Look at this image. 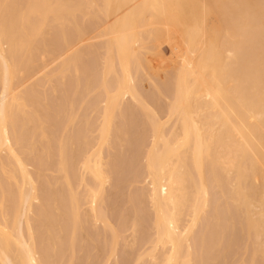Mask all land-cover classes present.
I'll use <instances>...</instances> for the list:
<instances>
[{
	"label": "bare ground",
	"instance_id": "obj_1",
	"mask_svg": "<svg viewBox=\"0 0 264 264\" xmlns=\"http://www.w3.org/2000/svg\"><path fill=\"white\" fill-rule=\"evenodd\" d=\"M92 6L96 9L91 11ZM78 15L101 21L105 45L99 81L104 99L97 138L94 147H89L92 150L85 145L87 153L81 160L82 171L93 181L84 192L86 213L95 219L101 216L105 183L101 150L113 130L115 109L127 95L140 101L132 67L139 61L144 37L173 34L180 51L167 119L161 121L148 112L150 143L145 167L153 211L152 245L165 249L152 264H193L190 238L208 205L209 183L220 188L227 184L239 229L251 242L249 261L239 264L264 260V0H0V149L5 146L16 156L12 144H19L20 137L13 128L14 112L26 120L36 116L34 134L39 142L47 140L44 120L37 116L41 112L35 110L34 102L28 103L18 86L35 73L46 76L40 60L55 52L47 32L48 18L55 23L62 44L58 74L64 76L73 67L78 77L82 52L78 46L88 38ZM90 85L87 81L85 90ZM28 105L32 110H27ZM172 116L174 122L165 131ZM16 159L21 186L14 211L15 234L8 223H0V262L44 264L28 215L33 200L38 199L36 187L27 167ZM10 172L15 178L14 169ZM63 179L71 192L68 176ZM72 193L69 196L74 200ZM53 202L54 217L63 216ZM74 210L79 214L78 208ZM21 220H25L27 236ZM232 220L233 226L236 222ZM49 223L44 226L54 248ZM114 234L110 255L117 243ZM217 239L214 244L220 247L221 239ZM13 244L16 263L8 257Z\"/></svg>",
	"mask_w": 264,
	"mask_h": 264
},
{
	"label": "rangeland",
	"instance_id": "obj_2",
	"mask_svg": "<svg viewBox=\"0 0 264 264\" xmlns=\"http://www.w3.org/2000/svg\"><path fill=\"white\" fill-rule=\"evenodd\" d=\"M95 9L92 6L89 10ZM77 19L85 25L88 33V38L86 36L78 46L82 51L77 64L78 77H75L73 67L64 76L58 74L62 60L58 59V54L62 44L55 23L48 18L47 32L55 52L40 60L46 76L35 73L19 83L21 94L28 103L34 102L35 110L41 112L37 116L44 120L48 138L39 142L41 140L34 134L38 125L36 116L26 120L14 112L13 128L20 143L12 144L16 156L5 146L0 149V223H8L11 234H15L14 211L21 186L18 157L31 173L36 187L38 199L33 200L28 215L36 244L44 253V264H152L165 249L161 245L156 248L152 245L153 211L147 197L145 167V153L150 143L148 112L156 114L161 121L167 119V101L171 96L180 44L173 34L158 39L144 37L139 61L132 67L140 101L127 95L115 109L113 130L101 150L105 183L101 216L95 219L91 212L86 213L88 204L84 203V192L93 181L82 171L81 160L87 153L83 149L87 146L86 150H92L97 138L104 99L99 81L105 45L99 19L81 15ZM22 57L19 54V58ZM87 81L91 85L85 90ZM32 107L28 105L27 110ZM174 117L165 124V131L171 128ZM12 169L15 178L11 175ZM65 175L71 192L63 179ZM227 192V184L221 188L211 183L208 185V205L190 238L193 264L249 261L251 242L239 229V216L229 204ZM53 199L63 216L54 217ZM74 208H78L79 214H74ZM231 218L234 224L236 222L233 226L229 222ZM183 220L186 223V217ZM47 221L52 222L49 226L51 234L55 235L54 248L46 234L44 224ZM21 229L27 236L25 220H21ZM112 232H115L117 243L112 245L114 252L110 255ZM217 238L221 239L220 247L215 246ZM16 255L13 244L8 251L9 260L16 263ZM253 264H264V260L258 258Z\"/></svg>",
	"mask_w": 264,
	"mask_h": 264
}]
</instances>
